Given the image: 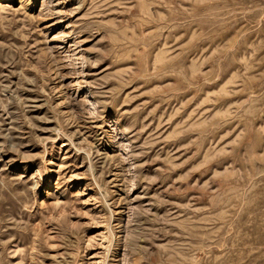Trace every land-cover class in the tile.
Returning a JSON list of instances; mask_svg holds the SVG:
<instances>
[{
	"label": "rangeland",
	"instance_id": "obj_1",
	"mask_svg": "<svg viewBox=\"0 0 264 264\" xmlns=\"http://www.w3.org/2000/svg\"><path fill=\"white\" fill-rule=\"evenodd\" d=\"M0 264H264V0H0Z\"/></svg>",
	"mask_w": 264,
	"mask_h": 264
}]
</instances>
